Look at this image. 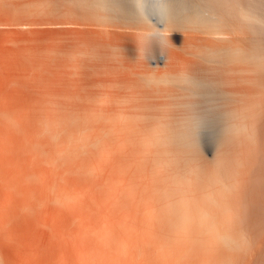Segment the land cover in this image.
Listing matches in <instances>:
<instances>
[{
    "label": "bare ground",
    "instance_id": "1",
    "mask_svg": "<svg viewBox=\"0 0 264 264\" xmlns=\"http://www.w3.org/2000/svg\"><path fill=\"white\" fill-rule=\"evenodd\" d=\"M0 264H264V0H0Z\"/></svg>",
    "mask_w": 264,
    "mask_h": 264
}]
</instances>
